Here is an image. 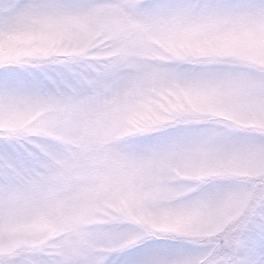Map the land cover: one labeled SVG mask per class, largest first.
I'll use <instances>...</instances> for the list:
<instances>
[{
    "label": "rangeland",
    "instance_id": "1",
    "mask_svg": "<svg viewBox=\"0 0 264 264\" xmlns=\"http://www.w3.org/2000/svg\"><path fill=\"white\" fill-rule=\"evenodd\" d=\"M52 2L64 8L0 40V72L21 74L0 88V128L26 149L15 178L45 163L23 142L38 135L65 180L86 181L83 194L129 226L116 229L115 251L154 240L219 256L241 246L260 194L210 205L237 177L255 189L264 174V17L233 22L241 0ZM99 24L118 46L96 38Z\"/></svg>",
    "mask_w": 264,
    "mask_h": 264
},
{
    "label": "clouds",
    "instance_id": "2",
    "mask_svg": "<svg viewBox=\"0 0 264 264\" xmlns=\"http://www.w3.org/2000/svg\"><path fill=\"white\" fill-rule=\"evenodd\" d=\"M257 3L264 5V0H241L231 11L233 22L250 27L257 17L253 8ZM97 31V39L107 38L106 44L118 46L119 37L111 27L99 24ZM102 50L108 49H91L93 52ZM259 90L264 96V78L260 80ZM0 133L7 136L8 129L0 128ZM33 141L36 142L33 151L45 163L36 162L25 179L14 178L0 184V247L11 249L7 253L9 264H67L68 261L90 264L95 258H102L104 264H116L120 256L131 251H115L119 248L116 229L129 226L115 223L112 217L117 213H105L99 200H90L83 194L82 185L86 181L65 180L66 170L47 159L36 147L49 143L48 139L38 135L23 137L24 143ZM259 180V187L253 189L251 180L237 177L225 197L211 204L210 210L222 211L224 200L253 190L260 194V206L264 205V174ZM249 206L254 207L255 202H250ZM221 251L226 249L222 247Z\"/></svg>",
    "mask_w": 264,
    "mask_h": 264
},
{
    "label": "snow or ice",
    "instance_id": "3",
    "mask_svg": "<svg viewBox=\"0 0 264 264\" xmlns=\"http://www.w3.org/2000/svg\"><path fill=\"white\" fill-rule=\"evenodd\" d=\"M63 8V5L52 0H0V40L35 26L43 16ZM253 8L257 17H264V5L257 3ZM20 75L16 70L5 67L0 72V88L5 91L14 89ZM18 141L16 137H0V184L11 182L19 163L25 159L26 149ZM165 243L154 240L143 247L134 248L120 256L116 264H208V261L211 264H264V205L259 207L258 214L249 221L242 245L223 256H219V249L191 253L177 249L176 246L163 247ZM202 255L208 257L203 262L200 259ZM0 264H9L7 252L0 257ZM90 264H104V260L95 258Z\"/></svg>",
    "mask_w": 264,
    "mask_h": 264
}]
</instances>
